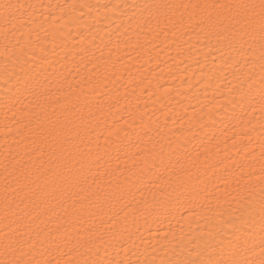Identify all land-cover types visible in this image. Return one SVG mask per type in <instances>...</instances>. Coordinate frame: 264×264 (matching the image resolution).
<instances>
[{"label":"snow or ice","instance_id":"snow-or-ice-1","mask_svg":"<svg viewBox=\"0 0 264 264\" xmlns=\"http://www.w3.org/2000/svg\"><path fill=\"white\" fill-rule=\"evenodd\" d=\"M100 7L0 0V83L10 93L4 115L7 122L11 112L16 125L11 144L5 136L0 264H264V0L106 4L108 18L119 20L116 35L101 38L103 47L95 36L85 46L80 29L92 26L84 10ZM73 27L82 38L76 46L69 39ZM169 34L177 56L190 58L192 48L205 47L221 54L216 70L228 80L227 95L221 92L206 115L213 124L216 115L221 123L235 121L230 135L209 138L203 116L171 135L158 132L160 139L144 133L118 190L95 180L93 188L84 174L93 153L85 137L105 107L93 98L116 78L121 49L151 55ZM185 35L189 40L181 43ZM194 140L200 144L193 150ZM149 175L161 191L152 193L151 205L135 206L132 188L140 191ZM176 204L188 229L180 221L175 230L157 225L147 239L139 226H129L130 215L134 222L153 214L166 219ZM193 222L200 225L194 232Z\"/></svg>","mask_w":264,"mask_h":264},{"label":"bare ground","instance_id":"bare-ground-1","mask_svg":"<svg viewBox=\"0 0 264 264\" xmlns=\"http://www.w3.org/2000/svg\"><path fill=\"white\" fill-rule=\"evenodd\" d=\"M21 2L43 5L89 3L101 6L99 11L96 8H93L90 13L89 10H84V21L91 24L92 30L91 32L84 28L80 30L85 31L87 34L85 46H88V42L95 36L96 44L103 47L101 38H106L109 33L115 37L116 34L113 29L115 28V23H119V20L113 23L108 18L113 14L111 12L106 14V10L102 7L103 5L180 2V0H21ZM183 2L203 3L205 0H183ZM207 2H213V0H207ZM57 14H59L58 10ZM124 19L127 18L124 17ZM97 29L99 30L97 31ZM64 31L67 32V29L65 28ZM69 39L73 46L78 45L79 40L82 39L77 36L75 27H73L72 35ZM174 39L175 37L169 34L165 42V37L161 36L156 41L159 44V49H154L151 55L146 51H133L131 49L126 51L121 49L120 55L123 59L117 65L116 78L110 77L106 82V86L98 90L96 97L93 98L100 99L105 104L103 111L92 121L91 137H85V142L90 143L93 153L92 160L89 163L91 172L88 171V168H85L84 174L93 188L96 187V184L93 183V180H95L104 190H109V183H111V190H118L117 185L129 175L127 169L132 166V158L143 142L140 137L144 133H148V136L153 137V139H160L157 135L158 132L165 136L171 135L172 131L179 132L181 130V124H184L185 128H187L189 122L196 124V121L203 116L206 124L205 132L209 138L213 135L216 137L230 135L228 130L235 121L221 123L222 117L216 115L213 117V120L216 121L213 124L208 121L206 115L208 108L215 104L221 92L227 95L228 80L224 79L223 74L216 70L222 66L218 59L221 54L213 50L215 52L214 56L205 47L199 52L192 48L191 52L195 55L190 58L187 54L177 56L176 44L173 43ZM188 40L189 36L185 35L180 42L183 43V41ZM190 43H197L194 36L191 38ZM0 44H2V41H0ZM184 47L188 48L189 45L184 44ZM49 48H51V45H49ZM129 51L131 52L130 56L128 55ZM157 52H159L158 56ZM96 54L99 56L98 50ZM197 55L200 59L199 63L196 62ZM205 56L207 57L206 59ZM209 80L213 86L208 87L206 90L205 85ZM6 94L10 95V93H6V89L0 83V239L3 238L6 223L3 202L5 136H8V143L11 144L16 127L11 112L8 113L7 122L5 121L4 98ZM117 100L119 101L118 103L116 102ZM228 107L231 108L232 106L229 105ZM217 111L223 110L218 109ZM236 111L239 112V109ZM6 128L12 129V131H6ZM125 132L128 133L127 136ZM255 135H258V133H254ZM147 139L148 137L144 136V141ZM172 139L175 141L176 138L172 137ZM177 143L183 145L185 138L181 136ZM203 143L206 144L207 141L205 140ZM199 144L200 141L194 140L188 147L194 150L199 147ZM229 144H231V141H229ZM175 146L176 144L174 143L172 147ZM180 150L182 151L183 149ZM126 152L129 153L127 157L125 156ZM97 159L99 160L98 163L96 162ZM125 159H127V164L124 162ZM117 168L120 171H116ZM155 179V175H149L144 184L137 185L140 191L132 188L135 200H132V196L127 193H125V199L132 200L135 206H144L143 201L145 200L151 205L153 203L152 193L158 194L161 191L160 188L152 187L151 182ZM162 200L163 197L157 195V207H159V201ZM137 201L141 203L136 205ZM57 211L63 215L61 209L58 208ZM161 211L163 210L161 209ZM182 211L183 208L176 204L175 208L172 209V214L168 215L166 219L164 215L157 217V215L153 214L148 217L147 221L143 217H138L134 222L132 215H130L129 226L133 231L139 226L140 233L145 238L151 239L150 230L154 231L157 225L167 230L169 223H171L172 228L175 230L179 228L177 221L184 224V219L180 215ZM173 215L175 219L172 218ZM161 221H163L162 224H160ZM184 226L185 229H188L187 224H184ZM199 227L200 225L193 222L190 230L194 232ZM257 253H259V248H257ZM59 254L53 249V255ZM112 254L114 255V253Z\"/></svg>","mask_w":264,"mask_h":264}]
</instances>
